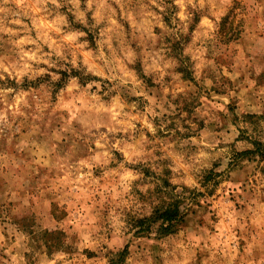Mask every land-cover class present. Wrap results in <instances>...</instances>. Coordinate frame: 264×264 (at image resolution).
Wrapping results in <instances>:
<instances>
[{"label": "clouds", "instance_id": "obj_1", "mask_svg": "<svg viewBox=\"0 0 264 264\" xmlns=\"http://www.w3.org/2000/svg\"><path fill=\"white\" fill-rule=\"evenodd\" d=\"M245 2L240 13L246 25L241 44L251 56L237 58L234 71L243 65L246 74L258 77L264 72V11L260 0ZM236 3L0 0V98L10 95L37 119L43 108L58 100L60 107L73 113L65 121L69 142L79 132V143L88 149L83 153L87 159L80 160L75 148L61 147V171L72 190L63 195L55 188L48 190V200L60 201L61 212L68 205L67 221L56 226L68 232L65 247L90 249L98 256L94 264H264V192L259 188L241 193L246 208L218 205L221 223L215 233L192 224L186 213L202 210L186 201L179 211L189 224L173 226L179 237L168 239L169 233L157 232L151 243H141L124 255L134 239L136 220L150 216L160 204L183 198L185 187L203 191L202 174L228 171L234 150H244L237 139L264 136V110L246 104L240 112L229 113L236 94L212 62L219 48L221 18ZM189 73L205 91L217 87L225 94L202 98L195 85L185 83ZM34 96L41 99L33 108L29 101ZM198 102L203 107L196 108L194 116L183 111L185 105L194 107ZM221 113L228 118L224 135H202L205 118L223 126ZM247 113L256 118L245 119ZM21 114L15 102L6 104L0 111V135L11 127L9 120L14 122ZM193 136L198 138L189 139ZM92 143L95 149L90 148ZM168 170L174 192L162 183ZM93 173L102 179L96 180ZM89 203L91 207L78 206ZM18 204L16 211L36 210L28 199ZM40 223L49 227L46 214ZM12 234L16 241L8 249L11 264H28L24 254L33 250L28 246L30 237ZM4 246L0 227V247ZM59 258L67 264L65 257Z\"/></svg>", "mask_w": 264, "mask_h": 264}, {"label": "rangeland", "instance_id": "obj_2", "mask_svg": "<svg viewBox=\"0 0 264 264\" xmlns=\"http://www.w3.org/2000/svg\"><path fill=\"white\" fill-rule=\"evenodd\" d=\"M261 11H264V0H260ZM242 9H246L245 0H237L234 9L229 10L228 14L221 18L219 31V48L215 52V58L212 61L217 70L221 73V79L229 88L235 92L234 99L229 103V113H238L244 105H250L253 108L264 110V72L257 77L255 74L248 75L241 70L235 72L237 68V58L249 60L251 53L247 52L241 40L244 38V29L246 25L240 16ZM231 18L232 23L229 25L228 20ZM166 21L168 18H165ZM194 31V29H193ZM48 51L47 47L44 49ZM207 59V54L205 55ZM5 79L11 84V77L5 73ZM3 83V82H0ZM66 83V74H65ZM185 83L195 85L199 90V94L206 96L211 100L213 94L219 96L225 93L220 88L213 87L205 91L200 84L196 82L191 73L186 74ZM63 86V85H62ZM41 97L34 96L29 103L35 107ZM15 102L17 109L22 114L13 122L9 120L10 128H6L4 133L0 135V227L3 228L5 238V246L0 247V264L8 261L11 264V258L8 249L16 241V235L12 233H23L30 237L29 247L32 248L31 253H25V259L28 264H94L98 259L95 252L90 249L80 250L74 247H65L64 238L68 235L63 227L57 228V225H63L68 219V205H64L63 212L60 211V201L56 199L48 200L51 193L49 189L55 188L61 195L72 189L66 183V176L61 171L60 162L62 156L58 155L62 146L67 145L69 148H75L76 155L80 160H86L83 154L88 149L83 147L79 142L81 136L76 132L74 138L69 142L68 136L65 134V121L69 120L73 115L67 107H60L58 100L43 108L42 114L37 119L35 113L29 114L22 107V102L13 101V98L5 96L0 98V111L5 109L6 104ZM79 107V105H77ZM203 103L198 102L194 107L185 105L183 111L189 116L196 114V108H202ZM223 117V113L220 114ZM254 114L247 113L245 119L254 120ZM177 119H179L177 117ZM199 119V117H197ZM227 117H223L221 124L209 123L207 118L203 119L200 124V133L207 135L212 133L215 135H224L227 125ZM234 126V125H233ZM95 132V129L92 130ZM107 131V129H102ZM163 136V133H160ZM198 137H190L195 141ZM264 140V136L257 139L254 135L243 139H237L236 144L244 143V150L233 152V163L229 165L226 172L217 173L215 171H205L200 179L203 191H189L184 189L183 198H176L173 203L160 204L156 206L152 214L145 215L142 219L134 222L132 235L134 239L127 243L124 255H130L133 248L141 245V243H151L157 232H160V221L156 216L167 207L179 205L187 201L192 207L202 210L192 212L189 210L187 216L193 218L192 224L198 228H208L212 232H217L215 227L221 223L220 208L226 203L234 205L238 210L246 208L244 196L241 193H253L257 188L264 192V154L249 153L243 155V152L255 150L248 148V144H253ZM96 144L90 145L91 149L96 148ZM151 150V149H149ZM146 175L151 173L146 171ZM168 179L162 183L165 187L175 188L171 185V171L166 172ZM96 180L102 178L93 173ZM103 190V186H102ZM28 199L35 211L25 212L19 208L18 201L22 202ZM75 199V197H73ZM39 204V208L37 205ZM45 205L47 207L45 208ZM82 207H91V204L78 205ZM47 216L48 228L43 227L40 219L43 215ZM23 216V219H21ZM114 224L115 221L109 217ZM180 224L188 225L189 221L184 219ZM177 224V223H176ZM39 226V227H37ZM148 228V229H147ZM38 233V235H37ZM169 233L168 239L179 237L180 233L173 227ZM174 234V235H173ZM246 239V238H243ZM35 242V244H33ZM163 243V241H160ZM39 252V257L36 253ZM15 254V250L13 251ZM123 264V261H122Z\"/></svg>", "mask_w": 264, "mask_h": 264}, {"label": "trees", "instance_id": "obj_3", "mask_svg": "<svg viewBox=\"0 0 264 264\" xmlns=\"http://www.w3.org/2000/svg\"><path fill=\"white\" fill-rule=\"evenodd\" d=\"M254 145L256 147L255 150L243 152L242 154L243 155L249 154V153L264 154V143L255 142ZM156 219L157 221L161 222L160 232H166V231L172 230L173 226L176 225V223L181 222L183 220V217H181L180 211H179V201L176 202L175 206L167 207L163 209L161 212H158Z\"/></svg>", "mask_w": 264, "mask_h": 264}]
</instances>
